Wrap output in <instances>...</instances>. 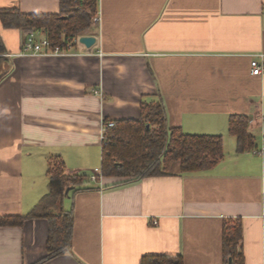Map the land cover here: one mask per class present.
<instances>
[{
  "label": "crops",
  "instance_id": "0c3cea01",
  "mask_svg": "<svg viewBox=\"0 0 264 264\" xmlns=\"http://www.w3.org/2000/svg\"><path fill=\"white\" fill-rule=\"evenodd\" d=\"M6 9L57 14L60 5L0 0ZM95 19L80 34L96 36L91 48L18 55L26 34L0 17V215L39 202L53 161L65 174L102 167L105 121L140 119L142 103L162 100L169 126L221 135L224 157L140 180L87 176L63 201L71 249L42 264H141L150 254L225 264L228 221L241 223L244 264H264V157L254 152L264 143V71L251 67L255 58L264 66V0H99ZM233 115L249 118L254 148L237 151ZM48 237L45 218L0 227V264H35Z\"/></svg>",
  "mask_w": 264,
  "mask_h": 264
},
{
  "label": "trees",
  "instance_id": "16d2710c",
  "mask_svg": "<svg viewBox=\"0 0 264 264\" xmlns=\"http://www.w3.org/2000/svg\"><path fill=\"white\" fill-rule=\"evenodd\" d=\"M98 4L99 0H59L60 12L57 14H22L6 9L0 12V17L5 27L22 29L26 38L41 30L52 46L66 47L73 36L91 28L98 14ZM3 52L4 47L0 45V54ZM248 127L249 118L245 115H233L229 119V132L237 138L238 152L256 146ZM223 157L221 135L185 134L180 127L169 126L165 105L160 100L142 103L140 119L117 120L106 131L102 170L105 176L140 180L168 174L175 163L180 164L182 172L206 170ZM49 172L48 191L30 211L21 215H0V227L23 226L30 219L48 220L47 254L35 264H42L71 249L73 216L63 207V201L67 190L81 187L88 176L65 174L63 164L58 161H53ZM242 237L240 221L225 224V264H244L243 254L239 251ZM141 264H184V259L181 255L150 254L142 258Z\"/></svg>",
  "mask_w": 264,
  "mask_h": 264
},
{
  "label": "built area",
  "instance_id": "2783aa9c",
  "mask_svg": "<svg viewBox=\"0 0 264 264\" xmlns=\"http://www.w3.org/2000/svg\"><path fill=\"white\" fill-rule=\"evenodd\" d=\"M97 18L95 19V21ZM79 36H73L69 42L70 46L68 48H64L61 46H52L49 39L44 37L42 39H37L34 33H30L27 36V39L23 45L22 51L18 53V55H26V54H41V55H66L68 54V50L74 43H78ZM78 45H80L78 43ZM264 57V54L261 55ZM252 73L254 75H261L264 71V66L262 62H260L257 58L251 61ZM99 93V91H96ZM114 126V122L110 121L104 126V132H106L109 128ZM105 140V137H104ZM254 152L264 157V143L261 147L255 148ZM103 170L102 167L95 168L91 170L88 175V179L92 182L100 181L103 178Z\"/></svg>",
  "mask_w": 264,
  "mask_h": 264
},
{
  "label": "water",
  "instance_id": "95a60500",
  "mask_svg": "<svg viewBox=\"0 0 264 264\" xmlns=\"http://www.w3.org/2000/svg\"><path fill=\"white\" fill-rule=\"evenodd\" d=\"M79 41L80 43L84 44L87 48H91L96 44L97 38L94 35H82Z\"/></svg>",
  "mask_w": 264,
  "mask_h": 264
},
{
  "label": "bare ground",
  "instance_id": "6f19581e",
  "mask_svg": "<svg viewBox=\"0 0 264 264\" xmlns=\"http://www.w3.org/2000/svg\"><path fill=\"white\" fill-rule=\"evenodd\" d=\"M34 34H35V37L37 38V39H42V38H44V37H47V36H43V37H41V38H38L37 36H36V33L35 32H33ZM77 36H79V38H78V43L80 44V45H84V44H82V43H80V41H79V39H80V37H81V35H75V37H77ZM27 39V38H26ZM26 41V40H25ZM25 43V42H24ZM24 43H23V45H24ZM78 43H74L72 46H71V48L72 47H74V46H76V45H78ZM70 46V44H68L66 47H64V48H68ZM22 48H23V46H22ZM70 48V49H71ZM22 51V50H21ZM110 122V121H109ZM113 122V121H112ZM114 125H115V122H114Z\"/></svg>",
  "mask_w": 264,
  "mask_h": 264
},
{
  "label": "rangeland",
  "instance_id": "374dc122",
  "mask_svg": "<svg viewBox=\"0 0 264 264\" xmlns=\"http://www.w3.org/2000/svg\"><path fill=\"white\" fill-rule=\"evenodd\" d=\"M95 29H96V27H93L92 29H90V30L88 31V33H92Z\"/></svg>",
  "mask_w": 264,
  "mask_h": 264
}]
</instances>
